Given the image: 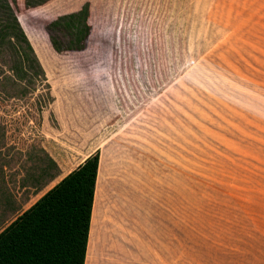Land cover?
Returning <instances> with one entry per match:
<instances>
[{
	"label": "rangeland",
	"instance_id": "374dc122",
	"mask_svg": "<svg viewBox=\"0 0 264 264\" xmlns=\"http://www.w3.org/2000/svg\"><path fill=\"white\" fill-rule=\"evenodd\" d=\"M203 6V0H0V143L14 135L1 120L15 111L29 115L30 102L35 147L57 125L80 149L89 147L96 122L108 123L106 139L115 132L114 138L137 139V161L159 165L163 221L155 249L140 257L163 264L170 260L175 197L177 264H233L244 256L242 244L263 240L228 205L234 188L219 187L223 177H234L233 141L210 133L205 121ZM9 205L0 194V215ZM94 239L89 230L85 264L109 257L103 246L95 254Z\"/></svg>",
	"mask_w": 264,
	"mask_h": 264
},
{
	"label": "crops",
	"instance_id": "0c3cea01",
	"mask_svg": "<svg viewBox=\"0 0 264 264\" xmlns=\"http://www.w3.org/2000/svg\"><path fill=\"white\" fill-rule=\"evenodd\" d=\"M203 5L205 121L207 117L210 133L225 140L232 136L233 141L234 177H223L219 187L234 188L227 196L228 205L242 216L241 225L248 224L250 234L263 236L256 245L242 244L239 252L244 256L239 258L238 254L233 264H264V0H208L207 5L203 0ZM29 110V115L15 111L1 120L8 122L6 129L12 127L14 135L0 143V194L12 203L9 210L2 211L0 225L5 228L97 151L88 231L95 234V254L103 246L109 257L98 259L95 255L96 263L92 264H163L161 259L140 257L141 252L155 249L163 221L157 212L159 165L137 161L138 140L114 138L116 132L106 139L102 131L108 123L96 122L89 147L80 149L65 131L60 133L61 126L57 125L53 134L42 135L38 148L32 102ZM219 143L223 145V141ZM125 147H134L132 154L124 152ZM190 155L187 183L193 184V132L187 149L189 162ZM186 201L190 206V199ZM177 231L175 197L169 209V264H177Z\"/></svg>",
	"mask_w": 264,
	"mask_h": 264
},
{
	"label": "trees",
	"instance_id": "16d2710c",
	"mask_svg": "<svg viewBox=\"0 0 264 264\" xmlns=\"http://www.w3.org/2000/svg\"><path fill=\"white\" fill-rule=\"evenodd\" d=\"M97 159L94 151L0 231V264H85Z\"/></svg>",
	"mask_w": 264,
	"mask_h": 264
}]
</instances>
